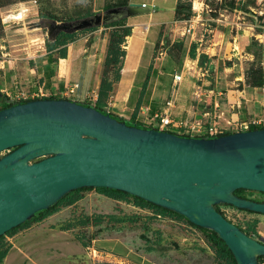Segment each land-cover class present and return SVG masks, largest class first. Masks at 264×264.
Segmentation results:
<instances>
[{"label": "rangeland", "instance_id": "374dc122", "mask_svg": "<svg viewBox=\"0 0 264 264\" xmlns=\"http://www.w3.org/2000/svg\"><path fill=\"white\" fill-rule=\"evenodd\" d=\"M127 1L102 0L100 11L95 12L97 9L94 5L95 0H0V82H23L25 85L13 83V86L17 87L16 94L21 93L24 97H29V93L24 92L28 90L26 82H32L28 76L29 68L34 65L38 67L45 65V60L37 59L44 58L47 54L46 42L52 41L56 36L51 30L50 22L67 23L91 17L93 14L127 8ZM134 2L141 4L140 0ZM41 15L44 18L40 17ZM171 18L173 19V13L168 14V19ZM175 19L185 27L180 30L184 33L169 31L170 33L165 34V37L163 36L156 44L154 58L157 60L153 58L152 63L155 64L156 70L160 71L158 76L162 77L161 73L164 74L166 68L176 69L178 59L183 58L188 52L191 58H198V72L199 70L204 72V76L198 78L207 82H196V76L193 82H182L174 87L178 91L176 101L168 95L166 98L162 97L163 100L157 106L166 109V102L173 98L170 108L172 112H182L186 116L191 110L190 107L194 106L197 107L196 116L204 111L209 112L212 117L215 115L217 119L219 116L230 117L231 121L235 113L238 116L245 115V118L249 119L250 116L247 114L249 110L251 116L260 115L264 118V94L260 91L264 85V0H179ZM129 28L123 18L118 22L74 32L73 39L88 37L84 44L86 48L89 41L95 43L97 39L103 38L94 52L95 56L91 58L96 69V65L102 61L112 33H115L114 38L117 40L122 38ZM91 32H97V35L95 33L88 35ZM126 41L127 37L122 43V48ZM219 47L222 48L219 63L213 64L207 57L203 59L202 52L208 50L209 54H214L215 49ZM54 55L57 56L56 53ZM30 60H35L32 65ZM117 66L119 65L110 64L106 68V82L117 74V70L114 69ZM101 72L102 62L99 73ZM33 76L37 78V74ZM225 78H239L240 82H219ZM170 82L172 83V79ZM97 84L98 82H90L88 92ZM193 85L202 86L203 91L211 90V99L208 95H199L200 99L198 95H192ZM146 87L147 85L144 87L145 90ZM43 94L48 98L52 93L44 90ZM81 94L78 91V95L68 97L66 100L80 106L89 104L90 102L81 98ZM59 96L56 94L55 97ZM135 96L134 92L131 102ZM106 102L102 103L103 109L115 114L116 100L111 101L114 107H109ZM149 102L148 98L143 106ZM2 106L0 100V108ZM132 106L131 103L122 105L124 110H120V115L116 116L132 120L138 124L136 126L138 128H142L143 125L149 126L148 122L144 121L145 117L140 115L137 118L139 106ZM152 123L151 127H155L156 121ZM127 125L132 126L131 123ZM222 132L218 135L227 133ZM216 137L212 136L209 139ZM11 151L13 149L3 151L0 158ZM42 159H35L31 163ZM242 195L246 199L264 203V193L245 191ZM218 209L228 221L247 235L256 240H264L263 214L249 213L225 204H219ZM97 217H102V222L96 224L93 220ZM40 218L42 217L30 220L28 226L47 222L50 228L66 229L65 231L75 240L83 242H89L96 236L117 237L134 248L131 254L133 256H136V253L141 254L139 245H144L147 248L153 247L157 255L167 256L168 264H227L226 260H215L217 248L210 240L209 231L195 227L179 214L135 206L133 198L130 197L126 202H120L99 194L95 189L79 190L68 194L56 206V211L52 215L37 221ZM23 228L25 227L18 230ZM3 244H8L6 236L0 240V245ZM258 264H264V259H259Z\"/></svg>", "mask_w": 264, "mask_h": 264}, {"label": "water", "instance_id": "95a60500", "mask_svg": "<svg viewBox=\"0 0 264 264\" xmlns=\"http://www.w3.org/2000/svg\"><path fill=\"white\" fill-rule=\"evenodd\" d=\"M138 7L49 25L55 35L106 25ZM0 236L80 188L126 192L215 232L236 264H258L264 240L254 239L214 205L264 215V203L234 194L264 193V129L214 139L119 124L64 99H38L0 111ZM43 158L38 162L31 161Z\"/></svg>", "mask_w": 264, "mask_h": 264}, {"label": "crops", "instance_id": "0c3cea01", "mask_svg": "<svg viewBox=\"0 0 264 264\" xmlns=\"http://www.w3.org/2000/svg\"><path fill=\"white\" fill-rule=\"evenodd\" d=\"M94 3L95 8H97L95 12H99V7L103 5L102 0H95ZM139 3L141 4L134 2V0H129V4H135L138 10L125 17V25L131 28V33L127 37L126 45L123 46L125 56L120 65L119 79L112 83L111 90L105 101H107L106 103L109 107H114V105H111V101L116 100V111L114 115H120V110H124L122 108L124 104L131 103L133 105L132 107L139 106L138 109L140 112L137 118L141 115L145 117V122L156 121L157 123L158 120H154V116L166 112L172 121L169 126V132H181V129L179 130L177 127L179 122L187 124L189 121H203L204 111L196 116L197 107L191 106V110L188 116H186L182 112L173 113L171 109H163L157 106L158 103L163 100L162 97L166 98L168 95L169 97H173L175 101L177 100L178 91L173 88V83L170 82L171 79L173 82L174 75H180L182 77L181 83L193 82L195 76L196 82L207 81L198 78L204 76V72L201 70L198 72V58H191L188 52L183 55V58L178 59V67L176 69L172 67L166 68L165 73H161L163 76H158L160 71L156 70L155 64L152 63L156 44L160 42L161 38L163 39V36L165 37V34L170 33L169 31L184 33V31L180 30L185 27H182V23L175 19L179 0H140ZM169 13H173V19H168ZM93 33L97 35V32ZM93 33L91 32L88 35H92ZM86 39L88 40V37L74 39L72 43L67 45L66 57L59 58L57 63L51 66L53 71L51 77H45L43 71L44 66L38 67L34 65V67L29 68L28 76L32 82H26L28 90H24V92L29 93V98L37 95L39 91L43 92L44 90L50 91L52 93L51 96H56V94L64 92L67 86L72 83L78 84L79 87L76 94L78 95V91H80L82 93L81 98L84 100H86L85 96L88 93V89H90V82H98L97 86L93 89L98 93L102 78V72L99 73V70L101 69V62L102 65L104 63L108 44H106L107 46L102 61L96 65L95 69L93 67L94 61L92 62L91 58L95 56L94 52L97 51L100 45L99 43L103 38L97 39L95 43L98 44L96 45L92 43V40L89 41L90 43L85 48L84 44L87 41ZM105 42L107 43V40ZM221 49L220 47L216 48L214 54H209L208 50L202 52L203 59L207 57L213 64L219 63ZM38 57L41 56L38 55ZM163 59L164 57H162ZM154 60H157V58H154ZM35 74H37V78H34L33 75ZM219 82H240V79L225 78ZM13 83L25 85L23 82H0V85L2 84L0 86V94L2 91L8 90L13 95H16L17 87L13 86ZM145 85H147L146 90L144 89ZM134 92L136 96L133 102H131L130 100ZM191 94L198 95L199 99V95H208L211 99L212 91H203L202 86L193 85ZM58 98L62 99L60 96ZM148 98L150 102L144 107L143 105L147 102ZM192 98L194 99V97ZM36 99L39 98H35L34 100ZM129 110L131 109L129 108ZM247 114L250 118L260 116H251L249 110ZM241 116L235 113L233 119L246 120L245 115ZM229 122L230 117L223 118L219 116L217 130L222 133V131H225V125ZM46 223L40 222L32 224L6 236L10 247L1 264H105L99 259H94L87 252L86 248L88 247L105 250L115 255L114 261L117 264H168L167 256L164 257V254H155V249L151 246L148 248L151 247L153 249L149 250L146 246L139 245L141 254L136 253V256H133L131 254L134 248L124 243L120 238L96 236L85 247L75 240L70 233H67V231L50 228Z\"/></svg>", "mask_w": 264, "mask_h": 264}, {"label": "trees", "instance_id": "16d2710c", "mask_svg": "<svg viewBox=\"0 0 264 264\" xmlns=\"http://www.w3.org/2000/svg\"><path fill=\"white\" fill-rule=\"evenodd\" d=\"M127 2H128L127 5L129 6V0ZM40 17L44 18L42 15ZM116 22H118V20ZM130 33L131 32H130V28H129L127 30L126 34L122 38H119L117 40L114 38L115 33H112V37L110 38L109 44H108L107 49H106L105 60H104V63H103L102 78H101L100 85H99L98 97H97L96 103H95V105H92L91 103H89V104L87 103L83 107L93 108L97 112H99V113H101V114H103V115H105L107 117H110L111 119L116 120L119 124H123L124 126L130 127V128H135V129H139V130H156V131H159L157 128H153V127H150V126H144V125L142 126V128H138V127H136L138 124L134 123L132 120H125L123 118H119L118 116L105 111L103 109V107H102V103L107 99L108 93L111 90L112 83L119 79L120 65L122 63V59L125 56V51L122 48V43L124 42V39L126 37L130 36ZM73 34L74 33H63V32H60L54 37V39L52 41H49V42L47 41L46 42L45 46H46L47 54L45 55L44 58H38L37 59L38 61L45 60V65L43 67V71H44V75H45L46 78L51 77L52 74H53L51 66L56 64L59 58H65L66 57L67 45L74 41ZM54 53H56L57 56H55ZM30 63L32 65L33 61H30ZM110 64H112L114 66H116V65H119V66H117V68H114L115 71L117 70V74H115L113 79L112 80L108 79L107 82H106L105 72H106V68L109 67ZM263 86L264 85H262L261 87H263ZM43 99H60V98L55 97V96H51V97L43 98ZM0 100L3 103V106L0 108V111L4 110V109H7V108H10V107H13V106H16V105H19V104H21L23 102L30 101V100L11 101L6 96H4L3 94H0ZM36 100H38V99H36ZM64 100H66V99H64ZM127 123H131L132 126L127 125ZM172 134H174L175 136H177L179 138H199V139H205V140H208L209 137H212V136H207V135L191 137V136H188V135H185V134H180V133H179L180 135L179 134H175V133H172ZM226 134H230V133L227 132V133H224L223 135H226ZM216 136L218 137L220 135H216ZM216 136H214V137H216ZM84 189L85 190H87V189H90V190L91 189H95V191L98 192L99 194H101V195H103V196H105L107 198L120 201V202H126L127 199L130 197V198H133V200L135 202V206L142 207V208L151 207V208L159 209V210L164 211V212L175 213V212H172V211L167 210L165 208L153 205V204H151V203H149V202H147V201H145L143 199H140L138 197L132 196V195H130V194L126 193V192H123V191L113 190V189H108V188H80V189L72 190L69 193L65 194L60 200H58L54 205L50 206L49 208H47L45 210H42V211L36 212L34 215H32L30 218H28L24 223H22L19 226L11 229L10 231L6 232L3 236H0V240L3 239L4 236H8V235L12 234L13 232L18 230L19 228L28 227V223H29L30 220L36 219L37 217H42V218L37 220V221H41V220L47 218L48 216L52 215L56 211V206L68 194L74 193V192L79 191V190H84ZM243 192H245V190L239 189V190H236L234 192V194L236 196L240 197V198H244V196L242 195ZM218 206L219 205H214V208L220 214H222L219 211ZM227 206H230V205H227ZM238 210H241V209H238ZM242 211L253 213V212H250V211H247V210H242ZM109 219H114V218L109 217ZM102 220H103L102 217H97L93 221L96 224H98V223L102 222ZM195 227H197V226H195ZM197 228H200V227H197ZM200 229H203V228H200ZM65 230L66 229H63V231H65ZM203 230L210 232V240L216 245L217 251H216V254H215V260H226L227 264H236V262L234 260V257L232 256V253L226 247L224 242L219 238V236L215 232H213L211 230H208V229H203ZM240 230L243 231L242 229H240ZM92 239H94V237L91 238V240ZM91 240L89 242H83V241H80L78 239L77 241L79 243H81V245L86 247L88 244H90ZM9 247H10L9 244L0 245V264L2 263L4 257L6 256L8 250H9ZM148 249L150 250V249H153V248L150 247ZM259 259H264V257H258L257 260H259Z\"/></svg>", "mask_w": 264, "mask_h": 264}, {"label": "built area", "instance_id": "2783aa9c", "mask_svg": "<svg viewBox=\"0 0 264 264\" xmlns=\"http://www.w3.org/2000/svg\"><path fill=\"white\" fill-rule=\"evenodd\" d=\"M244 1V0H241ZM182 77L180 75H174L173 76V86L176 88L179 84H181ZM77 83H72L67 86V88L64 90V92L59 93L60 97L62 99H68V97L76 96V92L78 89ZM173 87V88H174ZM261 93L264 94V87L261 88ZM1 94L6 96L9 100L12 101H21V100H34L35 98H47L43 92L39 91L37 95L29 97H24L23 94L17 93L16 95H13L11 92L2 91ZM98 97V93L94 90L89 91L85 98L86 101L90 102L92 105H95L96 100ZM29 98V99H28ZM71 102V101H70ZM173 99L166 102L167 110H169L172 107ZM157 119L156 126L153 128H157L161 132H168L169 133V126L171 125L172 121L169 118V115L164 112L163 114H158L154 116V120ZM154 121L148 122V125L151 127L153 126ZM218 125V119L215 115L210 116L209 112L203 113V121H189L187 124L183 122H179L177 124L178 129H181V132L175 131V134H185L191 137L194 136H204V135H210V136H216L218 134H221L217 130ZM225 131L236 133V132H247L250 130H257V129H264V118L260 116H253L252 118L246 119V120H231L228 124L225 125ZM223 133V132H222ZM87 252L96 260H101L105 264H115L114 261L115 255H112L111 253L105 251V250H97L93 247L86 248ZM102 262V263H103ZM115 262V263H114ZM117 264V263H116Z\"/></svg>", "mask_w": 264, "mask_h": 264}, {"label": "bare ground", "instance_id": "6f19581e", "mask_svg": "<svg viewBox=\"0 0 264 264\" xmlns=\"http://www.w3.org/2000/svg\"><path fill=\"white\" fill-rule=\"evenodd\" d=\"M19 14H22V13H19Z\"/></svg>", "mask_w": 264, "mask_h": 264}]
</instances>
